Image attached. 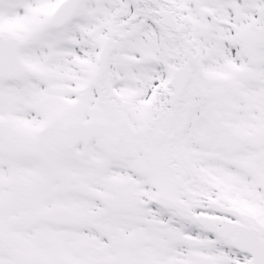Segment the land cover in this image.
I'll list each match as a JSON object with an SVG mask.
<instances>
[{"label": "snow or ice", "instance_id": "6c2138e0", "mask_svg": "<svg viewBox=\"0 0 264 264\" xmlns=\"http://www.w3.org/2000/svg\"><path fill=\"white\" fill-rule=\"evenodd\" d=\"M0 264H264V0H0Z\"/></svg>", "mask_w": 264, "mask_h": 264}]
</instances>
